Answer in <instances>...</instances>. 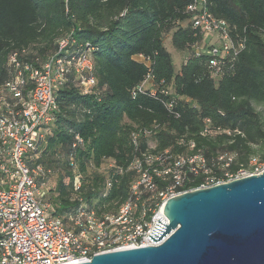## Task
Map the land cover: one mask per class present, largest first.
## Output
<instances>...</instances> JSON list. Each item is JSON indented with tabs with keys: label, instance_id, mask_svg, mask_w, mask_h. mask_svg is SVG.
Returning a JSON list of instances; mask_svg holds the SVG:
<instances>
[{
	"label": "trees",
	"instance_id": "obj_1",
	"mask_svg": "<svg viewBox=\"0 0 264 264\" xmlns=\"http://www.w3.org/2000/svg\"><path fill=\"white\" fill-rule=\"evenodd\" d=\"M190 1L0 0V85L10 77L9 52L26 48L27 57L44 59L55 50L56 38L71 29L74 46L86 48L93 64L95 92L84 94L73 74L59 87L57 120L34 160L50 169L45 177L47 183L54 178L49 200L64 222L83 203L97 212L115 211L136 177L126 169L130 159L147 149L204 157L207 171L186 170L181 189L197 188L209 176L253 169L251 158L264 161V0H207L208 10L227 22L233 39L246 38L237 55L220 59L217 77L212 76V57L195 55L204 34L193 26L186 9ZM169 32L173 47L188 52L177 72L164 46ZM138 54L148 63L135 59ZM148 74L152 88L176 98L177 115L157 95H133ZM144 129L151 132L145 136ZM137 132L136 149L132 134ZM74 134L84 139L73 154L77 188L69 158ZM223 154L232 155L227 165L226 159L218 160ZM104 158L123 168L105 196L108 176L99 170Z\"/></svg>",
	"mask_w": 264,
	"mask_h": 264
},
{
	"label": "built area",
	"instance_id": "obj_2",
	"mask_svg": "<svg viewBox=\"0 0 264 264\" xmlns=\"http://www.w3.org/2000/svg\"><path fill=\"white\" fill-rule=\"evenodd\" d=\"M186 9L192 14L193 26L204 34L202 41L194 46L195 55H210L212 76L217 77L220 59L237 55L245 46L246 38L233 39L227 22L208 10L207 0H191ZM211 37L214 41L207 44L204 40L210 41ZM74 44L71 29L56 38L55 50L44 59L38 55L27 57L29 50L26 48L12 50L7 56L10 77L0 85V264H72L90 260L96 253L158 244L160 241H151L148 235L155 238L151 232L160 235L152 230L161 233L154 226L163 230L155 223L164 227L157 221L167 222L163 207L168 198L258 174L264 169L262 165L253 167L252 173H246L244 169L235 174L224 172L222 178H205L197 188L181 189L187 179L186 170L193 173L198 169L207 171L204 157L199 153L173 156L168 149L162 152L147 149L130 159L126 169L134 170L136 177L115 211L97 212L83 203L69 213L64 222L54 213L46 190L45 177L50 169L34 160L39 157L57 120V91L67 76H75L84 94L95 92L96 79L92 75L90 55L86 48ZM135 59L148 63L141 54ZM137 93L157 95L167 111L177 115L174 111L176 98L167 97L170 92L166 89L152 88L149 74L133 91V95ZM150 132L144 129L143 135ZM207 132L208 129L202 131L203 134ZM139 136V132L132 134L136 149ZM83 144L84 139L74 134L69 158L75 172V188L80 185V175L73 154ZM187 145L193 148L195 144L189 140ZM231 157L223 154L218 160L226 159L227 165ZM99 170L108 176L105 196L114 176L123 168L113 159L104 158ZM158 181L163 182V187L158 188Z\"/></svg>",
	"mask_w": 264,
	"mask_h": 264
},
{
	"label": "water",
	"instance_id": "obj_3",
	"mask_svg": "<svg viewBox=\"0 0 264 264\" xmlns=\"http://www.w3.org/2000/svg\"><path fill=\"white\" fill-rule=\"evenodd\" d=\"M155 245L93 254L72 264H264V169L166 200Z\"/></svg>",
	"mask_w": 264,
	"mask_h": 264
},
{
	"label": "rangeland",
	"instance_id": "obj_4",
	"mask_svg": "<svg viewBox=\"0 0 264 264\" xmlns=\"http://www.w3.org/2000/svg\"><path fill=\"white\" fill-rule=\"evenodd\" d=\"M163 41H164V46H165L166 50L170 53L172 64H173V68L177 72L180 69L182 63L185 61V59H186V57L188 55V52L187 51L177 50V49H175L173 47V45L171 43V32H169L167 34H164ZM204 41L207 44H208V42H209V44H211V42L214 41V37H211L210 41L208 39H205ZM146 85L149 86V84H146ZM249 165L251 167H261L262 165H264V161L259 160L258 157L251 158L249 160ZM244 171L246 173H252L253 169H245ZM53 180H54V178H52L50 180V183H48V187L46 188V190L48 191V196H50V190L49 189H50V186H51Z\"/></svg>",
	"mask_w": 264,
	"mask_h": 264
}]
</instances>
